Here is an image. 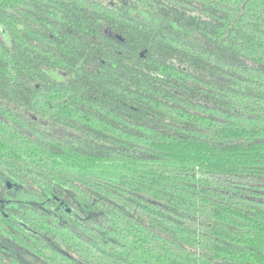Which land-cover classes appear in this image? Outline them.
I'll use <instances>...</instances> for the list:
<instances>
[{"label": "trees", "instance_id": "1", "mask_svg": "<svg viewBox=\"0 0 264 264\" xmlns=\"http://www.w3.org/2000/svg\"><path fill=\"white\" fill-rule=\"evenodd\" d=\"M0 245L264 264V0H0Z\"/></svg>", "mask_w": 264, "mask_h": 264}, {"label": "flooded vegetation", "instance_id": "2", "mask_svg": "<svg viewBox=\"0 0 264 264\" xmlns=\"http://www.w3.org/2000/svg\"><path fill=\"white\" fill-rule=\"evenodd\" d=\"M3 180V183L5 184V186L10 190V191H12L14 194H18L19 192H21V189L19 188V187H17L14 183H12V184H14L15 185V189H10L9 188V186H8V182H10V181H8L6 178H3L2 179ZM6 180V181H5ZM11 183V182H10ZM66 203V202H65ZM66 206H67V210H68V212H70L72 209H71V207H69V205L66 203ZM60 215V217L62 218V219H64L62 216H64L63 214H62V216H61V214H59ZM0 249H2V250H6V248L5 247H3V246H1L0 245Z\"/></svg>", "mask_w": 264, "mask_h": 264}, {"label": "water", "instance_id": "3", "mask_svg": "<svg viewBox=\"0 0 264 264\" xmlns=\"http://www.w3.org/2000/svg\"><path fill=\"white\" fill-rule=\"evenodd\" d=\"M6 181V180H5ZM8 184V186H9V188L10 189H15V185L14 184H12V183H10V182H8L7 183ZM59 204H60V206H61V208H62V210H64V211H66L67 210V206H66V203L64 202V201H59Z\"/></svg>", "mask_w": 264, "mask_h": 264}]
</instances>
